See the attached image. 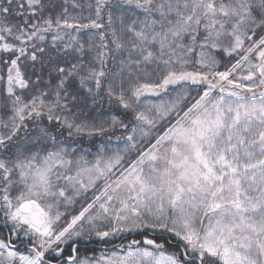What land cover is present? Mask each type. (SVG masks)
Listing matches in <instances>:
<instances>
[{"label":"snow or ice","instance_id":"6c2138e0","mask_svg":"<svg viewBox=\"0 0 264 264\" xmlns=\"http://www.w3.org/2000/svg\"><path fill=\"white\" fill-rule=\"evenodd\" d=\"M0 264H264V0H0Z\"/></svg>","mask_w":264,"mask_h":264}]
</instances>
